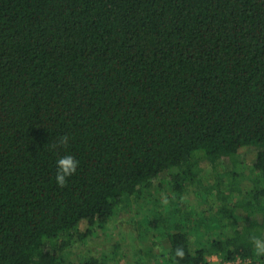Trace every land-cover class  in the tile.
I'll return each mask as SVG.
<instances>
[{
  "label": "trees",
  "instance_id": "1",
  "mask_svg": "<svg viewBox=\"0 0 264 264\" xmlns=\"http://www.w3.org/2000/svg\"><path fill=\"white\" fill-rule=\"evenodd\" d=\"M161 175L160 263L264 264V0H0V264H110L67 254Z\"/></svg>",
  "mask_w": 264,
  "mask_h": 264
},
{
  "label": "rangeland",
  "instance_id": "2",
  "mask_svg": "<svg viewBox=\"0 0 264 264\" xmlns=\"http://www.w3.org/2000/svg\"><path fill=\"white\" fill-rule=\"evenodd\" d=\"M257 150V146L242 147L239 150L246 165L252 163ZM201 165L204 169V178L209 180V164L207 161H203ZM163 177L164 175H161L155 180L154 189L145 197L151 196L150 203H146L147 200H145V202L139 203L123 202L119 204L115 209L114 218L107 224V227L97 229L83 242L77 240L71 247L70 253L67 254L68 258L74 261L84 258L87 254H99L103 251L114 258L110 264H136L138 260L161 264L160 260L153 256L154 253L160 252V241L156 240L160 238L157 237V234L160 233V229L167 228L168 224L179 218L178 212L171 211L175 203H160V199L163 200L164 190L168 191V189H160L158 186ZM184 198L190 201L193 199V195L187 194ZM161 213L164 216H162V220H159V226L153 231L151 225L150 230L148 220L152 222V219L155 216L160 217ZM83 227L84 224H81V228ZM143 231H147V233H143ZM155 240L157 241L156 245H152ZM147 247L153 249L149 252ZM210 260V264L218 263L215 255H211Z\"/></svg>",
  "mask_w": 264,
  "mask_h": 264
},
{
  "label": "clouds",
  "instance_id": "3",
  "mask_svg": "<svg viewBox=\"0 0 264 264\" xmlns=\"http://www.w3.org/2000/svg\"><path fill=\"white\" fill-rule=\"evenodd\" d=\"M68 143L69 137L67 135H64L59 137L58 141L56 143H53L51 147L53 149H56L58 147H67ZM56 164L58 170L55 179L57 184L63 187L66 184V178L75 174L79 161L76 160L71 154H68L58 158ZM249 240L253 245L256 255L264 256V239H261L252 234L250 235ZM177 255L182 258V251L177 250Z\"/></svg>",
  "mask_w": 264,
  "mask_h": 264
},
{
  "label": "built area",
  "instance_id": "4",
  "mask_svg": "<svg viewBox=\"0 0 264 264\" xmlns=\"http://www.w3.org/2000/svg\"><path fill=\"white\" fill-rule=\"evenodd\" d=\"M217 257V264H249L252 259L251 258H237L235 260H221L217 255H215ZM209 262L210 260V256L208 257ZM162 264V263H161Z\"/></svg>",
  "mask_w": 264,
  "mask_h": 264
}]
</instances>
